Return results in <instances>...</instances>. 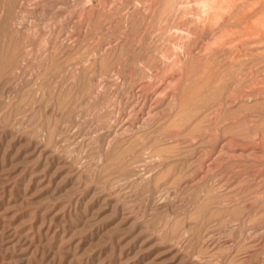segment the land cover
Listing matches in <instances>:
<instances>
[{"label": "rangeland", "instance_id": "374dc122", "mask_svg": "<svg viewBox=\"0 0 264 264\" xmlns=\"http://www.w3.org/2000/svg\"><path fill=\"white\" fill-rule=\"evenodd\" d=\"M263 20L0 0V264H264Z\"/></svg>", "mask_w": 264, "mask_h": 264}, {"label": "bare ground", "instance_id": "6f19581e", "mask_svg": "<svg viewBox=\"0 0 264 264\" xmlns=\"http://www.w3.org/2000/svg\"><path fill=\"white\" fill-rule=\"evenodd\" d=\"M236 1H237V0H236ZM258 1H259V0H258ZM234 2H235V1H234ZM258 3H260V2H258ZM259 18H260V17H259ZM260 19H261V18H260ZM260 19H259V20H260ZM263 21H264V20H263ZM252 22H253V21H252ZM256 23H257V22H256ZM253 24H254V22H253ZM257 24H258V23H257ZM250 25H251V24H250ZM263 25H264V24H263ZM254 26H255V25H253V27H254ZM258 26H259V25H258ZM261 26H262V22H261ZM261 26H260V27H261ZM240 27H241V26H240ZM250 27H252V25H251ZM250 27H249V28H250ZM247 32H248V31H247ZM248 33H249V32H248ZM234 35H235V34H234Z\"/></svg>", "mask_w": 264, "mask_h": 264}]
</instances>
